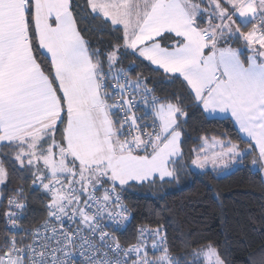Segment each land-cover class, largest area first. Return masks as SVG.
I'll return each mask as SVG.
<instances>
[{"label": "snow or ice", "instance_id": "obj_1", "mask_svg": "<svg viewBox=\"0 0 264 264\" xmlns=\"http://www.w3.org/2000/svg\"><path fill=\"white\" fill-rule=\"evenodd\" d=\"M129 55L179 90L155 95L117 67ZM193 107L230 114L247 147L202 135L190 166L264 180V0H0V185L31 178L6 203L0 193V264H228L212 240L173 254L159 220L115 234L132 218L126 189L189 166ZM33 190L43 215L22 228Z\"/></svg>", "mask_w": 264, "mask_h": 264}, {"label": "trees", "instance_id": "obj_2", "mask_svg": "<svg viewBox=\"0 0 264 264\" xmlns=\"http://www.w3.org/2000/svg\"><path fill=\"white\" fill-rule=\"evenodd\" d=\"M250 27V25L248 26ZM247 30V29H245ZM99 33L90 34L95 41ZM104 41L110 37L102 36ZM238 47V44H233ZM247 55V52L244 53ZM135 57H125L117 67L127 68L130 77L142 72L150 77L149 86H155V95L164 96L174 90H179V81L168 83L155 71H150L148 62L131 67ZM187 123L183 125V159L188 161L187 167L181 170L178 178L165 181L157 180L154 185L131 186L123 192L124 202L132 213V218L115 234L124 241L131 238L137 225L159 220L167 223L169 240L173 254L191 252L200 243L208 240L216 241L223 258L228 264H249L250 260L264 251V180L259 175H253L248 167L236 166L226 174L214 178L213 174L193 169L191 164L192 149L201 144L200 137L209 139L227 138L245 148L246 142L235 129L228 118H208L198 108H190ZM252 154L246 157L250 163ZM15 174L6 186L1 185L3 200L6 203L11 189L24 185L26 191L31 184V178L26 182ZM46 197L38 191H31L28 196V210L21 220L22 228H31L40 222L43 215L41 201ZM163 209V213H156ZM0 221V232L3 231ZM122 233V234H121ZM184 241H197L196 244L185 246ZM186 259H193L187 256Z\"/></svg>", "mask_w": 264, "mask_h": 264}, {"label": "crops", "instance_id": "obj_3", "mask_svg": "<svg viewBox=\"0 0 264 264\" xmlns=\"http://www.w3.org/2000/svg\"><path fill=\"white\" fill-rule=\"evenodd\" d=\"M205 115L208 117V118H212V117H215V118H228V119H230V114H224V113H220L219 111H217V112H215V113H212V112H209V113H205ZM230 121L231 122H233L231 119H230ZM233 125H234V122H233ZM235 126V125H234ZM235 129L237 130V126H235ZM237 132H238V130H237ZM240 134V133H239ZM240 136L242 137V139L246 142V144H247V138L246 137H243V135L242 134H240ZM247 147V146H246ZM245 147V148H246ZM193 169H195L196 170V168L195 167H193V166H191ZM198 171H200V170H198ZM200 172H202V171H200Z\"/></svg>", "mask_w": 264, "mask_h": 264}, {"label": "rangeland", "instance_id": "obj_4", "mask_svg": "<svg viewBox=\"0 0 264 264\" xmlns=\"http://www.w3.org/2000/svg\"><path fill=\"white\" fill-rule=\"evenodd\" d=\"M209 140H211V139H209ZM210 167V166H209ZM236 167V166H235ZM235 167H230V168H228V169H225L222 173H220L219 175H223V174H226V172H229V171H231V170H233ZM196 170H199V169H196ZM200 171H202V170H200ZM203 172V171H202ZM1 186V185H0ZM0 193H1V190H0ZM200 264H204V262H203V260L201 259V261H200Z\"/></svg>", "mask_w": 264, "mask_h": 264}, {"label": "built area", "instance_id": "obj_5", "mask_svg": "<svg viewBox=\"0 0 264 264\" xmlns=\"http://www.w3.org/2000/svg\"><path fill=\"white\" fill-rule=\"evenodd\" d=\"M124 203H125V202H124ZM122 227H124V226H122ZM122 227H121V228H122Z\"/></svg>", "mask_w": 264, "mask_h": 264}]
</instances>
